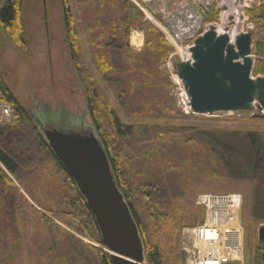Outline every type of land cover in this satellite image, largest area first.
Instances as JSON below:
<instances>
[{
    "label": "rangeland",
    "instance_id": "rangeland-1",
    "mask_svg": "<svg viewBox=\"0 0 264 264\" xmlns=\"http://www.w3.org/2000/svg\"><path fill=\"white\" fill-rule=\"evenodd\" d=\"M66 1L72 13L81 66L88 78L87 86L96 89L95 103L101 126H104L103 132H117L113 128L114 110L123 124H130L135 128L139 124H146L149 128L159 126L163 134L182 127L206 128L216 132L240 129L264 134V117H256L257 110L253 113L241 111L199 115L191 112L184 103L186 92L176 74L175 66L186 59L188 51L176 47L167 39L164 31L170 29L182 11H187L188 14L198 13L197 19L202 12L199 24L203 29L200 33H204L210 26L220 25L226 12L232 9L228 5L224 6L223 0H129L131 5L126 10L125 7L116 9L115 0ZM231 1L233 9L224 31L229 32L234 28L235 19L239 17L236 34H253L252 54L255 65L264 68V0ZM22 2L21 21L26 30V37L24 41L16 43L5 31L0 30V74L21 104L32 114L37 115L44 110L53 114L62 111L75 118H81L83 115L84 119L92 124L84 97L86 84L82 83L73 71L68 48L70 33L65 25L62 0ZM146 22L152 23L174 50L161 62V70L167 75L157 77L159 86L147 88L141 85L140 79L144 78V75L135 76V86L130 84V79L135 78L133 74L111 71L106 77L103 62L100 61L103 54H111V62L118 69L121 70L123 66L119 52L107 51L102 47V32L108 31L106 28L111 31L115 28L123 41L129 37L132 51L140 52L145 49L143 24ZM128 25V37H125ZM136 32L142 36L139 46L132 43V36ZM108 41L105 38L104 43ZM131 87L133 92L129 91ZM123 89L124 93L120 97L117 91ZM0 103L3 102L0 100ZM149 106L156 108L162 115L152 114ZM16 122L18 120L14 117L11 121L3 120L0 109V125ZM153 132L158 131L153 129ZM130 134L120 136V142L128 144L138 141L141 146L136 148L142 149L143 140L150 136V131L133 130ZM165 146L167 148L159 149L161 155L153 157L150 152L152 150L146 147L143 155L144 160L147 159L151 164L147 167L148 172H145V167L140 171V168L135 166V175H139L129 177L138 187L134 189V200L141 214L147 244L150 247H159L161 264H195L201 248L195 228L206 222V208L199 204V198L207 194L241 195L244 264H255V249L264 247V242L258 237L259 229L264 223L255 221L252 216L253 185L247 181L226 179L217 174L211 176L200 171L191 172L198 170L200 164L201 149L196 144L189 148L180 142L171 145L168 141ZM19 149L22 151L18 153L17 150L15 157L18 175H11L18 193L22 196V202L18 204L15 213L19 232L14 231L13 225H9V208L0 202V231L9 239L7 246L12 248L13 262L64 264L53 258L50 252L56 245L44 230L42 215L54 220L57 226L65 229L84 245L98 246L99 234L91 216L85 206L76 201L67 175L57 167L53 157L46 150L37 149L36 146L31 148L20 145ZM122 151L126 152L124 149ZM162 165L177 166L178 169L171 171L167 176L179 196L170 204L168 215L158 221L153 218L151 205L145 198L141 184L145 181V173L154 176L155 169ZM124 169L128 170L127 173L131 170L127 161L124 163Z\"/></svg>",
    "mask_w": 264,
    "mask_h": 264
},
{
    "label": "trees",
    "instance_id": "trees-1",
    "mask_svg": "<svg viewBox=\"0 0 264 264\" xmlns=\"http://www.w3.org/2000/svg\"><path fill=\"white\" fill-rule=\"evenodd\" d=\"M114 2L117 6L116 9L119 10L123 7H125V10L129 9L131 5L129 0H115ZM62 3L64 4L66 29L68 33H70L68 48L71 55V62L74 66L73 71L75 76L81 80L82 83L86 84L84 88V97L86 99L88 113L106 147L117 183L124 193L138 223L145 242L149 264H161L159 261L160 250L159 247H150L147 244L141 214H139L134 200V189L138 187L129 179V177L139 175L138 173V175H135V166L139 167L140 171L142 167H145V172H148L147 167H150L151 164L147 159L144 160V149L150 148L152 150L150 151L152 154L151 156L153 157L154 155H161L159 149L161 148L160 150H162L163 147L167 148L165 144L168 141L171 145L174 144V142H180L189 148L196 144L201 149L199 157L200 164L198 170H192L191 172L200 171L202 174H211V176L217 174L226 179L251 183L254 190L252 216L255 221L264 223V134L240 129L216 132L199 127H182L179 130L163 134V130H160L159 126H151L149 128L146 124H139L138 127L135 128L133 125L123 124L114 110L112 111L113 128H115L117 132H103L104 126H101L95 103L96 89H91L87 86L86 80H88V78L84 68L81 66V58L79 55L80 48L76 38L71 9L66 0H62ZM22 4V0H0V30L5 31L16 43L24 41L26 37V30L21 21ZM129 27L128 25L125 37H128ZM105 30L108 31L102 32L104 35L100 38L102 39L101 45H103L102 47L107 51L119 52L123 67L121 70L118 69L113 62H111V54L107 56L105 53L100 59V61L103 62L102 67L104 75H106V77L109 76L111 71L114 73L121 72L133 74V77L144 75V78L140 79L141 85L147 88L158 87L159 82L157 77L167 75L161 70V62L167 55L174 52L164 35L152 23H144L145 49L140 52H134L130 48L129 37L128 40L123 41V38H119L117 35L118 31L115 28L112 31L107 28ZM105 38L109 41L104 43ZM253 75L264 76V68L256 64ZM136 77L130 79V84L132 86L136 85L134 84L137 80ZM129 91L133 92L132 87ZM117 93L121 97L122 93H124V89L117 91ZM0 100L11 107L14 119L17 118L18 120L16 123L0 125V202L5 205L4 207H8L10 210H8L9 225H13L15 232L20 231L15 213L18 204L22 202V196L18 193V188H16L11 177V175H18V166L15 164L17 150L18 153L22 151L19 149L20 145H22V147L24 145L30 146L31 148L36 146L37 149L46 150L53 157L57 167L67 175L76 201L85 206L99 234V239H97L98 246L84 245L65 229L57 226L54 220L42 215L41 223L44 230L52 237L54 245H56V248L50 251L53 258L64 264H112L110 254L103 248L98 227L85 200L81 197L73 180L67 174L61 163L55 158L45 139L35 127L29 110L21 104L1 74ZM149 111L152 112V114H161L156 108H152L151 106H149ZM153 129L158 132H153ZM133 130L141 132H143V130L150 131V136L146 140H143L142 149L136 148L141 146V143H138V141L123 144L119 140L120 136L130 134ZM144 133H146V131ZM115 144L116 150H114ZM123 149L129 154V157L126 152L123 153ZM126 161L130 164L131 169L128 173V170L124 169V163ZM136 169L139 171L138 168ZM176 169H178L176 165L167 167L162 165L155 169L156 175L151 176L147 173L144 174L145 181L141 185L144 188L145 198L151 205L153 218L158 221H162L168 215L167 210L170 209V204L179 196L174 184L168 181L169 178L167 176V174L169 175L171 171ZM8 240L7 235L0 231V264H15L12 259V248L11 246H7ZM254 263L264 264V247L255 249Z\"/></svg>",
    "mask_w": 264,
    "mask_h": 264
},
{
    "label": "water",
    "instance_id": "water-1",
    "mask_svg": "<svg viewBox=\"0 0 264 264\" xmlns=\"http://www.w3.org/2000/svg\"><path fill=\"white\" fill-rule=\"evenodd\" d=\"M253 34L231 39L210 26L194 40L190 58L176 64L187 106L199 115L258 111L264 117V76H254ZM30 116L93 215L112 264H149L146 246L95 125L62 112ZM264 242V225L259 229Z\"/></svg>",
    "mask_w": 264,
    "mask_h": 264
},
{
    "label": "built area",
    "instance_id": "built-area-1",
    "mask_svg": "<svg viewBox=\"0 0 264 264\" xmlns=\"http://www.w3.org/2000/svg\"><path fill=\"white\" fill-rule=\"evenodd\" d=\"M201 16H203L202 12L199 13V19H201ZM197 17L198 13L193 14L191 12L190 14H188L187 11H182L176 18L174 24L169 27L170 29L164 31L167 39L170 42L175 44L176 47L181 49L185 48L188 51L186 59L190 58L189 49L193 45L194 40L203 34L200 33V30L202 32L203 26L199 24V19H197ZM0 109L3 120L11 121L13 117L11 107L5 103H0ZM232 196V194H207L199 198V204L204 205L206 208V222L203 225L195 228V234L200 246L205 242L212 241L209 238L203 236V231H206L207 228L209 229L214 225H218L214 227L216 228V230L220 231V234L216 236L218 241L220 239L224 241L225 239V242H227V235H235L237 241L232 243L231 247H227V245H221L220 250L217 251H210L209 249L202 250L201 247L195 264H208V262H213L215 264H244L245 248L244 228L242 225V221L240 220V223H238L237 225L229 227H227V225L225 224L213 222L214 220L218 219L217 216H222L224 212L230 215L238 209L241 210L242 197L236 207L234 205V202H232ZM223 201L225 202L224 204H222ZM226 233L228 234L225 235Z\"/></svg>",
    "mask_w": 264,
    "mask_h": 264
},
{
    "label": "bare ground",
    "instance_id": "bare-ground-1",
    "mask_svg": "<svg viewBox=\"0 0 264 264\" xmlns=\"http://www.w3.org/2000/svg\"><path fill=\"white\" fill-rule=\"evenodd\" d=\"M223 5L226 6V7L229 6V7H231L233 9V5H232V1L231 0H223ZM232 9L230 11L226 12V14L224 15L220 25L216 26L215 28H216V30H217V32L219 34L227 33V34L230 35L231 39L234 40L235 36L237 35L236 34L237 33L236 29H237V24H238L239 17H236V19H235L236 26L234 28H232L229 32L228 31H224L226 26H227V24L229 23L228 22V17L230 15V12L232 11ZM233 12L235 13L236 11L234 10ZM132 43L134 45H138V46L141 45L142 36H141V34L139 32H136L132 36ZM184 96L187 97L186 93L184 94ZM187 101L188 100L186 98V102L184 101V103L187 104ZM232 195H233L232 196V202H234V205L237 207L238 203L241 200V195H239V194H232ZM224 203L225 202L223 201L222 204H224ZM240 212H241L240 209L236 210L235 212H233L230 215L227 214L226 212H224L222 216H220V217L217 216L218 219L214 220L213 222L225 224V225H227V227L237 225L238 223H240V220L242 221V218L240 216ZM214 226H218V225H214ZM214 226L209 228V229L207 228L206 231H203V236L209 238L212 241H208V242L203 243L201 245L202 250L209 249L210 251H212V250L217 251V250H220V246L221 245H223V246L227 245V247H231L232 246L231 244L237 241L235 235H227L228 233L225 234V235H227V242H225V239H224V241H222V239H220L218 241L216 236L220 234V231L216 230V228ZM208 244H210V245H208ZM208 264H215V263L208 262Z\"/></svg>",
    "mask_w": 264,
    "mask_h": 264
}]
</instances>
